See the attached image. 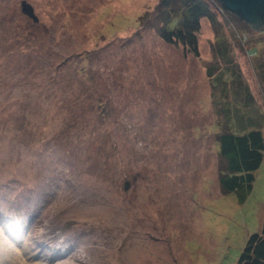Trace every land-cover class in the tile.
Wrapping results in <instances>:
<instances>
[{
  "label": "rangeland",
  "instance_id": "obj_1",
  "mask_svg": "<svg viewBox=\"0 0 264 264\" xmlns=\"http://www.w3.org/2000/svg\"><path fill=\"white\" fill-rule=\"evenodd\" d=\"M21 1L0 0V264H236L264 160L239 200L216 132L227 106L264 134L255 54L217 81L206 18L192 55L144 28L160 0Z\"/></svg>",
  "mask_w": 264,
  "mask_h": 264
},
{
  "label": "trees",
  "instance_id": "obj_2",
  "mask_svg": "<svg viewBox=\"0 0 264 264\" xmlns=\"http://www.w3.org/2000/svg\"><path fill=\"white\" fill-rule=\"evenodd\" d=\"M155 10L144 13V28H156L163 41L180 45L192 55L199 54L201 19L211 22L215 30L212 51L225 62L224 70L214 75L217 81L226 79L224 71L233 74L232 53L237 48L248 55L255 54L249 59L264 80L263 28L226 11L219 0H160ZM225 110V118L216 132L217 150L223 162L218 182L224 191H234L242 201L252 190L254 173L264 160L263 123L249 113L231 115L227 106ZM236 264H264V216L259 230L247 236Z\"/></svg>",
  "mask_w": 264,
  "mask_h": 264
},
{
  "label": "water",
  "instance_id": "obj_3",
  "mask_svg": "<svg viewBox=\"0 0 264 264\" xmlns=\"http://www.w3.org/2000/svg\"><path fill=\"white\" fill-rule=\"evenodd\" d=\"M223 8L233 14H237L243 20L254 26L264 28V0H219ZM21 10L26 15L37 20L33 7L25 0L21 1ZM128 183H125V187Z\"/></svg>",
  "mask_w": 264,
  "mask_h": 264
}]
</instances>
